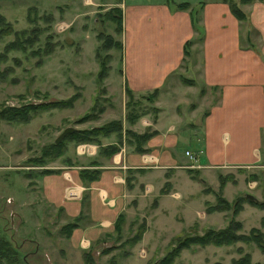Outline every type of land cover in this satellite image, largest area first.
<instances>
[{
	"label": "crops",
	"instance_id": "obj_1",
	"mask_svg": "<svg viewBox=\"0 0 264 264\" xmlns=\"http://www.w3.org/2000/svg\"><path fill=\"white\" fill-rule=\"evenodd\" d=\"M173 1H106L118 5L122 13V31L118 33L122 43L120 80L134 93H145L154 87L161 89L154 101L158 108L155 120L145 114L130 127L142 131L150 125L156 132L146 142L148 149L144 152L133 151L131 145L123 143L110 157H98L99 178L89 183L80 179L78 169L97 156V144L86 155L69 154L79 163L65 164L68 170L60 168V172L38 176L44 199L72 218L81 213L80 223L68 236L74 245L90 242L103 232H113L118 214L136 216L146 209L142 212L147 219L143 238L148 232L150 236L162 234L166 229L162 219L169 217L180 230L183 224L188 226L194 221L200 226V220L219 216L218 211L204 209V203L213 196L211 190L203 187L207 177L221 168L259 167L260 161H264V0L241 4L246 13L243 20L236 18L223 0ZM183 1L190 3L188 8L176 6ZM198 8L197 23L202 24L204 31L201 45L204 61L199 76L207 87L215 88L214 102L201 122L196 115L200 104H188L189 94L198 95L197 81L185 84L177 76L184 58H188L183 44L194 33L191 12ZM242 24H245V44L239 41ZM112 62L113 59L106 77L108 82L114 79ZM183 69L186 73L193 71V65L189 63ZM113 140V135L102 138L104 144ZM186 150L196 156L197 165L190 166L193 160ZM193 170L202 174L199 180ZM230 184L223 187L226 199H230L227 195ZM67 189L75 194L74 198L67 196ZM246 207L243 205L240 212H249ZM240 221L245 229L244 219ZM261 230L264 231V225ZM238 248L251 253L250 264H258L264 257L257 246L240 241L220 246L194 245L188 249L202 253L199 264L215 260L229 264L240 255Z\"/></svg>",
	"mask_w": 264,
	"mask_h": 264
},
{
	"label": "rangeland",
	"instance_id": "obj_2",
	"mask_svg": "<svg viewBox=\"0 0 264 264\" xmlns=\"http://www.w3.org/2000/svg\"><path fill=\"white\" fill-rule=\"evenodd\" d=\"M106 1L0 0V14L4 16L0 21V28L10 26L8 33H2L4 30L0 32V112L9 106L19 107L28 103L67 99L76 94L72 105L36 109V113L26 122L9 121L2 113L0 114V234L10 238L18 255L22 257L23 264H93L85 259L84 252L87 250L97 264H108L110 259L115 260L114 264H147L156 257L163 256L171 238L181 231L175 224L177 222L169 217L162 219L163 226H166L162 234L150 236L148 232L145 238L142 234L135 245L124 244L123 242L136 232L138 223L142 220L147 222L142 214L146 209L136 216L133 214L125 216L120 232H103L97 238L92 237L90 242L85 240V243L79 242L74 245L65 233L64 227L67 222L73 221V218L61 207L44 199L37 182L38 176L42 175L38 173L41 168L68 170L64 166L66 163L62 161V157L48 160L43 165L29 161L30 158L40 155L43 146L54 141L66 126L85 128L117 118L126 126L134 124H128L124 116L127 94L118 71L122 51L100 47L102 40L97 37L98 34H110L116 39L119 38L115 31L117 21L103 15L106 9L113 6ZM192 4L198 6L197 2ZM197 10L195 14L198 19L199 8ZM195 23L198 26V28L192 26L194 29L192 37L195 38V42L188 46V58H184L183 67L178 69L177 76L184 79L192 78L193 84L197 81L198 95L189 94L188 104L190 102L200 104L196 115L201 122L205 112L214 102L215 88L207 87L199 76L201 63L204 61L201 51L203 38L200 40V36L204 31L202 24H198L197 21ZM240 29L239 41L240 44H245V24H242ZM22 30L25 31L24 40L21 36L18 38L25 46L5 51V44L16 39V33ZM97 47H100L99 56L109 52L113 54L114 79L110 82L107 81V76L100 81L97 79L99 67V59L95 55ZM189 63L193 65V71L186 73L183 68ZM180 80L186 84L185 80L181 78ZM140 94L134 93L136 98ZM142 102L147 104L144 106H149L146 100ZM85 113L94 116L85 121L77 120ZM148 114L152 119L153 113ZM94 145L68 143L66 153L86 155L92 151V147L95 148ZM181 150L183 151V147ZM193 165H197L195 161ZM259 165L221 168L216 173L212 172L210 178L207 177L208 181L203 187L216 192L220 176L226 177L225 184L231 182L230 191H227L229 202H233L236 197H244L246 193L262 201L264 161H260ZM193 174L198 180L202 176L199 171H194ZM252 174H256L254 180ZM66 176L67 179L70 178V175ZM68 189L67 196L74 198L75 194L68 193ZM220 194L224 196L223 189ZM210 197L212 200L204 203L205 211L209 203L216 202L214 193ZM243 205L250 211L244 213L239 211L234 216V219H244L246 228L243 227L242 232H248L253 225L261 228L264 208L252 205L246 199ZM218 214L219 216L214 219L207 217L206 220H200L201 232L208 227L215 228L218 225L224 227L232 217L231 209L218 211ZM176 218L178 219V216ZM80 221L81 218L77 221L78 224ZM126 249L130 250L129 254L124 253ZM201 259V252L192 253L188 248H183L180 256L175 258L172 264L182 262L199 264Z\"/></svg>",
	"mask_w": 264,
	"mask_h": 264
},
{
	"label": "trees",
	"instance_id": "obj_3",
	"mask_svg": "<svg viewBox=\"0 0 264 264\" xmlns=\"http://www.w3.org/2000/svg\"><path fill=\"white\" fill-rule=\"evenodd\" d=\"M229 6L231 13L238 19L243 20L246 18V13L241 9L239 4L251 2L253 0H223ZM190 3L187 1L177 3V7L179 8H187L189 7ZM103 8V7H102ZM198 10H192L191 12V19L193 27H197L196 21H198L195 12ZM103 15L109 19H115L116 27L115 31L120 33L122 31V13L121 8L118 5H113L110 8L106 9L103 12ZM4 19V16L0 14V21ZM10 26L6 28L2 26L0 28V32L4 30L6 33ZM8 33V32H7ZM25 31L22 30L19 33H16L17 38L21 36L23 39ZM97 37L102 40L100 47L105 49H118L122 48V43L119 39L114 38L110 34H98ZM14 39L9 41L5 44L4 50L7 51L9 49H13L15 47L22 48L23 41L18 39ZM203 38V35L200 36V40ZM195 38L191 37L185 40L183 44V51L185 55H188L189 48L188 46L191 45L192 42H195ZM96 48V57L99 59V67L97 70V79L98 81L103 80L109 73L111 68L110 62L113 58V54L106 53L103 56H99V48ZM181 79L185 80L186 83H193L194 81L191 80L192 78H185L180 77ZM125 93L127 94V101H126V110H125V119L128 124L135 123L141 116L153 113L152 119L155 120L158 108L154 105V101L157 99L160 88L154 87L151 90L146 91L145 93H141L137 98L134 95L133 90L128 86L127 83H124ZM74 96L67 98V99H57V100H50L47 102H38V103H28L22 106H9L4 110H1L0 114H3V117L9 121L17 120L19 122H26L28 121L35 113L36 109H46L50 107H63L66 105H72L73 101L75 100L76 94ZM142 100H146L149 106H144L147 104H143ZM152 104V105H151ZM35 110V112H32ZM103 110V108L101 109ZM7 111V113H5ZM94 115L91 113H85L77 120L85 121L91 119ZM156 132L150 125L146 126L142 131H136L130 126H126L123 124L121 119H110L104 123L99 125H93L90 127L85 128H76L73 132L66 134L63 139L59 142L52 141L45 146H43L42 153L36 157L30 158L29 161L37 164L43 165L48 160H53L62 157V161L66 164H78L79 161L77 158L74 160L67 154L68 143H72L77 145L79 143H93L97 144V156L91 157L87 165L82 166L78 169V175L80 179L85 182L89 183L93 180L99 178L100 175V165L101 162L98 157H110L114 153H116L120 146L123 143L131 145L133 151L137 152H144L148 148L146 147V142L148 139ZM114 136V140L109 143H103L102 138L105 136ZM65 155V156H64ZM60 172L61 169H53V168H41L38 173L46 174L52 172ZM191 171V170H190ZM194 171V170H193ZM196 172V171H195ZM37 173V174H38ZM256 174H252V180H254V176ZM227 181L226 177L220 176L219 186L216 192H213L216 196L215 203H209L206 207V212H213V211H221V210H228L231 209L232 217L229 219L228 223L222 228H212L208 227L203 229L202 232L199 231V223L198 221H194L193 223L189 224L188 226H184L179 233L171 238L169 242L168 249L166 253L161 257H156L152 261L147 262V264H172L178 256H180V252L183 248H190L191 246H205L208 244H213L216 246L220 245H230L234 244L238 241H242L248 244H254L257 246L263 253H264V231L261 230L260 227L252 226L248 232H242V222L239 219H234V216L243 208V202L248 200V203L252 205L264 208V200H256L250 199L244 195V197H236L233 202H229L224 196L220 194L222 189ZM205 190H210L206 188ZM87 192L82 196V203L83 200L87 197ZM241 197V198H240ZM81 218V213L73 217V221L67 222L64 227L66 229V234L69 236L72 230L77 227L78 220ZM75 220V221H74ZM125 221L124 213L118 214L114 222V231L120 232L122 228V224ZM264 225V221L262 222ZM146 230V223L142 220L140 223L137 224L136 232L128 237L123 243L128 244L130 246L135 245L142 237L143 232ZM1 231V230H0ZM238 252L240 255L238 257H234L230 260L229 264H250L251 263V253L249 251H243L242 248H238ZM125 254H129L130 250L126 249ZM85 259L93 264L95 261L91 254L87 251L84 252ZM114 259H110L108 264H114ZM23 264V259L18 255L17 250L13 247L10 238L6 237L5 235L0 234V264ZM103 264V263H98ZM181 264H184L183 262ZM210 264H225L220 260H215ZM258 264H264V257L263 259L258 262Z\"/></svg>",
	"mask_w": 264,
	"mask_h": 264
},
{
	"label": "water",
	"instance_id": "obj_4",
	"mask_svg": "<svg viewBox=\"0 0 264 264\" xmlns=\"http://www.w3.org/2000/svg\"><path fill=\"white\" fill-rule=\"evenodd\" d=\"M75 129L76 128L73 127V126H66V127H64L61 130V132L55 137L54 141L55 142L61 141L66 134L73 132ZM245 195H246V197H248L250 199H255L254 195H252L250 193H246Z\"/></svg>",
	"mask_w": 264,
	"mask_h": 264
},
{
	"label": "built area",
	"instance_id": "obj_5",
	"mask_svg": "<svg viewBox=\"0 0 264 264\" xmlns=\"http://www.w3.org/2000/svg\"><path fill=\"white\" fill-rule=\"evenodd\" d=\"M84 144V143H83ZM186 153L189 155V157L191 158V160L196 161V156H194V154L189 153V151L186 150ZM193 163L190 164V166H194Z\"/></svg>",
	"mask_w": 264,
	"mask_h": 264
}]
</instances>
